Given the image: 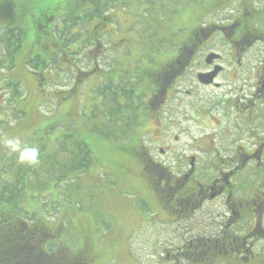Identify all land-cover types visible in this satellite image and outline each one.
<instances>
[{
    "label": "flooded vegetation",
    "instance_id": "1",
    "mask_svg": "<svg viewBox=\"0 0 264 264\" xmlns=\"http://www.w3.org/2000/svg\"><path fill=\"white\" fill-rule=\"evenodd\" d=\"M106 4L107 0L87 2L88 9L101 11L99 17L86 18L96 28L90 32V64L84 70L70 58L77 73L68 90L60 93L84 98L82 90L94 78L97 86L106 83L99 101L103 113H114L107 100L117 99L121 105L117 108L122 117L117 119L122 122L108 131L135 137L149 119L150 144L132 149L158 204L153 215L159 225L151 233L158 238L168 228H183L182 240L153 243L154 264H264V0L216 3L171 58L145 72L124 69L117 76L111 74L114 69L99 67V58L110 50L100 38H111L114 46L121 42V48L129 44V34L114 38L111 23L116 21L115 9L126 2ZM61 8L50 12L58 30L65 14ZM52 30L45 40L31 41L37 50L29 51L30 59L46 56L45 49L52 47L68 56V47L59 50L63 41L52 39ZM37 74L39 86L59 82V77ZM135 81L138 91L131 86ZM127 117L133 119L132 129L123 124ZM163 227L167 229L159 231ZM83 255L88 262L87 253Z\"/></svg>",
    "mask_w": 264,
    "mask_h": 264
},
{
    "label": "rangeland",
    "instance_id": "2",
    "mask_svg": "<svg viewBox=\"0 0 264 264\" xmlns=\"http://www.w3.org/2000/svg\"><path fill=\"white\" fill-rule=\"evenodd\" d=\"M231 1L125 0L126 4L115 9L116 21L112 17L111 23L114 38L118 40L121 35L129 34V44L121 48V42L114 46L111 38H100L102 45L110 50L99 58V67L114 69L111 74L117 76L124 69L145 72L162 64L171 58L187 33L216 9V3ZM35 3L37 8L56 4L63 8L69 2L35 0ZM10 9L8 4L5 5V13ZM6 14L9 21L2 23L1 20L0 27H22L27 33L14 63L4 59L0 42V136H18L23 143L38 147L41 165L38 168L18 165L17 156L0 147V189L4 185V192L11 195L14 190H22L17 206L21 217L31 225L37 223L38 228L53 233L51 235L55 238L49 236L48 240L54 241L49 242L48 248H54L58 243L75 253H87V264H154L153 243L180 241L183 228H168L170 230L158 238L151 233L159 225L154 224L153 215L154 206L158 204L153 191L142 179L141 159L132 149L134 145L150 144L149 119L135 137L108 131L112 126L118 128L122 122L117 119L122 117V111L117 108L121 105L118 100H107L111 112H114L113 116L107 117L103 105H99L106 92L102 93L106 83L97 86L98 81L95 82L94 78L84 86V98L78 100L75 94L60 93L68 90L77 73L76 68L70 67V58L76 60L81 69L90 64L87 55L92 46L90 32L96 29L93 22L87 19L75 28L65 22L57 23L61 28L58 31L56 27V32L61 33V39L73 42H66L67 57L60 51L55 52L58 47L51 48L52 51L56 49L53 54L50 49H45L46 55L54 57L42 68L39 60L43 57L40 55L27 63L29 51L37 50L31 42L37 12L26 15L23 21L17 17L15 9ZM63 45L61 42L59 50ZM76 47L78 53L74 52ZM115 47L120 50H114ZM38 51L43 52V49ZM40 71L47 76L59 77L58 84L51 81L39 86L41 80L37 73ZM11 82L18 83V90ZM131 86L138 91L137 81ZM54 91H58L57 95ZM63 95L65 98L59 102ZM140 119L138 116L137 120ZM132 121L128 117L123 120L126 129H132ZM115 133L117 135H113ZM80 141L89 145L94 156L93 162L84 169H76L80 166L76 163L81 157ZM164 215L160 212V219ZM166 229L159 228V231Z\"/></svg>",
    "mask_w": 264,
    "mask_h": 264
},
{
    "label": "trees",
    "instance_id": "3",
    "mask_svg": "<svg viewBox=\"0 0 264 264\" xmlns=\"http://www.w3.org/2000/svg\"><path fill=\"white\" fill-rule=\"evenodd\" d=\"M98 0H62V3H67L63 10H65L63 22L67 26L74 28L79 23H83L88 17H99L101 11L98 12L96 9H88V3H95ZM11 7L10 10H17V17L22 20L26 15H34L37 12L36 17L39 19L36 21L34 29L32 30L33 39L42 40L46 39L51 29L52 39H56L55 23L51 22L52 10L55 12L58 10L60 4L46 5L42 8H37L35 0H0V21L2 23L9 21L10 10L4 11L5 5ZM108 6V0L107 4ZM37 9V11L35 10ZM62 9V8H61ZM83 16H80V14ZM57 17V16H56ZM17 18V19H18ZM18 19V20H19ZM23 21V20H22ZM49 26L46 27V24ZM64 24V23H63ZM54 27V28H53ZM49 30V31H48ZM59 31V30H58ZM49 32V33H48ZM27 30L22 27H7L2 25L0 27V42L2 43V51L4 52V59L12 61L14 63L18 51L22 47V39L26 35ZM66 35V34H64ZM56 39L57 41L62 40L63 44L66 42L69 44L73 41L70 39L67 41L61 39V36ZM43 43V42H42ZM35 57H37L35 55ZM41 57V56H40ZM38 57V58H40ZM39 60L44 67L47 66V62L50 59L48 55L42 56ZM37 59V58H36ZM32 59L27 62L30 64ZM12 86L18 90V83L11 82ZM116 98V95L115 97ZM117 100V99H114ZM126 105H130L131 101L126 99ZM108 138L107 136H103ZM117 138V137H115ZM81 151V157L76 161L79 163L76 169H84L89 163H92L94 156L89 145L80 141L78 143ZM132 148V147H131ZM84 163V165H83ZM82 164V165H81ZM84 167V168H83ZM0 189V264H87L82 253H75L69 247L58 244L54 248H48L49 242L52 243L54 240H48L49 236L46 229L38 228L37 223L31 225L26 219L21 217L20 208L18 203L20 202V196L22 190H14L12 195L4 192V185ZM19 198V199H18ZM30 218V217H29ZM53 238V236H52Z\"/></svg>",
    "mask_w": 264,
    "mask_h": 264
},
{
    "label": "clouds",
    "instance_id": "4",
    "mask_svg": "<svg viewBox=\"0 0 264 264\" xmlns=\"http://www.w3.org/2000/svg\"><path fill=\"white\" fill-rule=\"evenodd\" d=\"M0 147L17 156L18 165L38 168L41 165L40 150L22 142L20 137L0 136Z\"/></svg>",
    "mask_w": 264,
    "mask_h": 264
}]
</instances>
